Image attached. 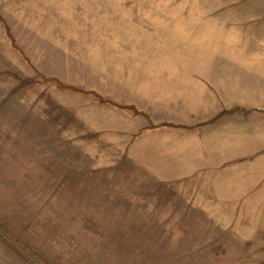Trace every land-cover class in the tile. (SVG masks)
Wrapping results in <instances>:
<instances>
[{"label":"rangeland","instance_id":"374dc122","mask_svg":"<svg viewBox=\"0 0 264 264\" xmlns=\"http://www.w3.org/2000/svg\"><path fill=\"white\" fill-rule=\"evenodd\" d=\"M222 138L264 153V0H0V264H264Z\"/></svg>","mask_w":264,"mask_h":264},{"label":"crops","instance_id":"0c3cea01","mask_svg":"<svg viewBox=\"0 0 264 264\" xmlns=\"http://www.w3.org/2000/svg\"><path fill=\"white\" fill-rule=\"evenodd\" d=\"M214 120L217 121L218 119L217 118L212 119V121ZM210 121L211 120H207L206 122H210ZM206 122L204 123L198 122L197 126L201 125L203 127V124H206ZM194 126L191 127L189 126V128L187 129L191 130V128ZM202 127L199 129L200 132L204 130ZM239 139L240 138L237 139L238 142H240ZM235 141L232 140L229 141L228 139H224V138L217 141L219 142L218 145L219 148L220 146H222L223 149H227L223 151L227 156L224 155V157H222V160L219 162V164L216 163L214 166L213 165L209 166V168L212 171L210 175L216 176V183L220 184L219 186H264V167H259L258 163H256L257 159H264V153H262L261 156L260 155L256 156L254 154H250L247 152H243L241 153L242 155L240 154L238 156L234 155L233 151L240 145L239 143L233 145ZM224 143L227 145H223ZM228 149L231 150L228 151ZM261 149H259L258 152H260V150L264 151L263 148ZM207 153L209 155L211 154L210 152ZM201 157L204 158V156ZM211 159L214 158L211 157Z\"/></svg>","mask_w":264,"mask_h":264}]
</instances>
